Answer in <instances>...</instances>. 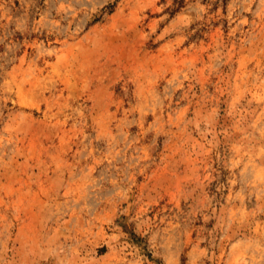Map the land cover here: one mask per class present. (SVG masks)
Returning <instances> with one entry per match:
<instances>
[{"label":"rangeland","instance_id":"1","mask_svg":"<svg viewBox=\"0 0 264 264\" xmlns=\"http://www.w3.org/2000/svg\"><path fill=\"white\" fill-rule=\"evenodd\" d=\"M0 264H264V0H0Z\"/></svg>","mask_w":264,"mask_h":264}]
</instances>
